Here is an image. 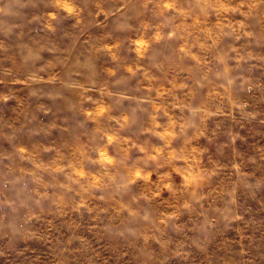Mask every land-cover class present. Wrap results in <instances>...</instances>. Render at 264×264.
<instances>
[{
  "label": "rangeland",
  "instance_id": "obj_1",
  "mask_svg": "<svg viewBox=\"0 0 264 264\" xmlns=\"http://www.w3.org/2000/svg\"><path fill=\"white\" fill-rule=\"evenodd\" d=\"M0 264H264V0H0Z\"/></svg>",
  "mask_w": 264,
  "mask_h": 264
}]
</instances>
